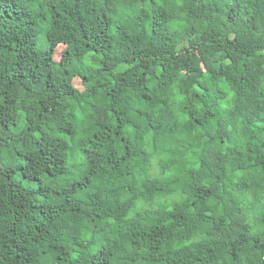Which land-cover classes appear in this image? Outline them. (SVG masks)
Masks as SVG:
<instances>
[{"label": "trees", "instance_id": "trees-1", "mask_svg": "<svg viewBox=\"0 0 264 264\" xmlns=\"http://www.w3.org/2000/svg\"><path fill=\"white\" fill-rule=\"evenodd\" d=\"M45 3L0 0V264H264V0Z\"/></svg>", "mask_w": 264, "mask_h": 264}, {"label": "clouds", "instance_id": "clouds-1", "mask_svg": "<svg viewBox=\"0 0 264 264\" xmlns=\"http://www.w3.org/2000/svg\"><path fill=\"white\" fill-rule=\"evenodd\" d=\"M27 3V7L31 8V9H35L37 11L41 10V6H43V11L47 13L48 11V5L45 3V0H39V2H32V0H26ZM173 195H178L177 193H174ZM167 198V197H166ZM171 199L168 198V203L171 204ZM171 209H169L170 211ZM84 239H88L89 236L87 233L84 234L83 236Z\"/></svg>", "mask_w": 264, "mask_h": 264}, {"label": "rangeland", "instance_id": "rangeland-1", "mask_svg": "<svg viewBox=\"0 0 264 264\" xmlns=\"http://www.w3.org/2000/svg\"><path fill=\"white\" fill-rule=\"evenodd\" d=\"M41 43L43 44L44 43V40L41 38ZM65 48V46H59L58 48H57V50H56V54H55V57L57 58V59H60V56H61V51H62V49H64Z\"/></svg>", "mask_w": 264, "mask_h": 264}]
</instances>
